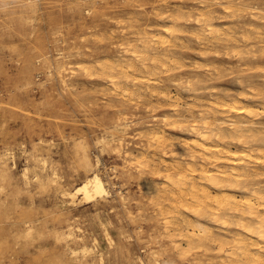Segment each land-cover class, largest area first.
I'll list each match as a JSON object with an SVG mask.
<instances>
[{
	"label": "rangeland",
	"instance_id": "rangeland-1",
	"mask_svg": "<svg viewBox=\"0 0 264 264\" xmlns=\"http://www.w3.org/2000/svg\"><path fill=\"white\" fill-rule=\"evenodd\" d=\"M205 7L210 9L213 19L205 24L197 23L198 14ZM177 11L181 13L178 20L170 16ZM167 24L178 32L161 36ZM206 25L213 26L212 37L206 33ZM183 30L186 34H181ZM192 31L195 34L191 35ZM196 34L201 39L207 37L201 40L203 43L198 42ZM227 34L234 36L238 43L213 40ZM246 35L249 39L245 37V40ZM161 37L174 43L161 44ZM152 38L155 40L151 43ZM177 38L184 41V47ZM261 43H264V0H0V264H99V257L102 264H222L225 250L229 252L230 247L225 245L224 250L221 247L219 250L215 240H228L236 232L244 233L235 226L237 216L221 219L223 226L209 210L201 213L203 216L195 213L199 217L184 207L174 211L168 200L162 197L157 201L146 192L149 183H163L162 176H158L162 165L154 173L155 170L149 169L151 165L145 163L146 159L163 153V147L150 140L152 134L148 135L159 129L165 140L170 138L166 140L167 155L164 154L169 161L185 154L181 137L184 141L193 137L188 133L191 118L185 123L182 117L176 118L177 114L168 106L172 102L186 116L190 111L197 116L211 101L220 102L227 97L240 100L257 112L264 110V96L257 97L252 91L264 87V44ZM134 45L139 53H144L143 59L149 64L147 57H153L154 52L164 57L162 54L167 51L169 69L154 66L152 71L143 68L135 71L127 64L129 61L140 64L130 51ZM237 47L239 50H234ZM170 53L175 56L174 62ZM112 61L127 65L132 78L125 79L116 73L119 84H114L99 70L93 68L94 71L90 69L93 72H86L98 62ZM147 78L156 79L157 86L151 84L153 88L149 83L152 80ZM252 83L261 85L253 87ZM117 86L120 87L117 89ZM155 88L160 97L165 89L163 96L170 94L173 99L159 100L161 104L155 102ZM165 117L172 121L169 123ZM228 117L219 126L226 131L232 118L241 115L229 113ZM252 121L257 124L252 125L258 129V136L264 137V114L254 115ZM253 132L257 133L256 130L250 133ZM170 150L176 152V158L171 157ZM84 155L91 166H85ZM259 167L264 170V165ZM23 169H26L25 177ZM94 171L103 179L107 196L90 202L80 200L79 196L74 203L61 196L63 188L75 189ZM261 176L259 179L264 180V175ZM185 219L186 225L193 222L188 227L202 228V231L185 226ZM205 226L209 227L207 232L203 229ZM70 227L72 236L64 238L62 233H67ZM179 228L182 230L176 236ZM222 229L223 232L219 231ZM196 233H201L204 239ZM194 236L198 239H193ZM180 240L178 246L176 241ZM82 244L92 251L83 254ZM192 245L191 250L188 247Z\"/></svg>",
	"mask_w": 264,
	"mask_h": 264
},
{
	"label": "bare ground",
	"instance_id": "bare-ground-1",
	"mask_svg": "<svg viewBox=\"0 0 264 264\" xmlns=\"http://www.w3.org/2000/svg\"><path fill=\"white\" fill-rule=\"evenodd\" d=\"M209 2V1H208ZM214 2V1H212ZM161 3H164L161 2ZM231 3V2H230ZM201 4V3H200ZM206 4V3H205ZM215 4V3H214ZM165 5V4H164ZM202 5V4H201ZM209 5V4H208ZM217 5V4H215ZM224 5V4H223ZM171 6H176V5H171ZM226 6V5H225ZM230 6V4H229ZM234 6V5H233ZM236 6V5H235ZM208 7V6H207ZM207 7L202 8L201 12H199L198 17L196 18V22L197 23H204L206 21H209V19L212 18V12L210 11V9H208ZM212 7V6H211ZM210 7V8H211ZM227 7V6H226ZM238 7V6H237ZM176 8L177 7H173ZM180 8V7H178ZM231 8V6H230ZM223 9V8H222ZM225 9V8H224ZM237 9V8H236ZM241 9V6H240ZM181 10V9H180ZM184 10V9H182ZM186 10V9H185ZM191 10V9H190ZM194 10V9H193ZM226 10V9H225ZM234 9H230V11ZM258 10V9H257ZM199 11V10H198ZM197 11V13H198ZM239 11V10H238ZM243 12V10H241ZM251 11V10H250ZM261 11V10H260ZM157 12V10H156ZM183 12V11H182ZM189 12V10H188ZM228 12V10L226 11ZM237 12V11H236ZM256 12V11H255ZM258 12V11H257ZM167 13V12H166ZM187 13V12H186ZM185 13V14H186ZM192 13V12H191ZM245 13V12H244ZM260 13V12H259ZM168 14V13H167ZM181 14V13H180ZM179 12H175L174 14L171 12L170 16L173 17L174 19L178 20V18L180 17ZM262 14V13H261ZM217 15V14H216ZM183 16V15H182ZM181 16V17H182ZM238 16V14H237ZM223 17V16H222ZM172 18V19H173ZM121 19V18H120ZM129 19V18H128ZM145 19V18H144ZM213 19V18H212ZM135 20V19H134ZM183 21V20H182ZM262 21V20H261ZM117 22V21H116ZM119 22V21H118ZM243 22V21H242ZM122 23V22H121ZM147 23V20H146ZM145 23V24H146ZM158 23V22H157ZM144 24V25H145ZM171 24V23H170ZM196 24V23H195ZM199 24V26H200ZM153 25V24H152ZM156 25V24H155ZM184 25V24H183ZM158 26V25H157ZM160 26V25H159ZM228 26V25H227ZM227 26H224L225 28H227ZM234 26V25H233ZM247 26V25H246ZM129 27V26H128ZM131 27V26H130ZM151 27V26H150ZM229 27V26H228ZM245 27V26H244ZM248 27V26H247ZM251 27V26H250ZM249 27V28H250ZM132 28V27H131ZM207 28V25H206ZM214 28H218V27H214ZM252 28V27H251ZM250 28V29H251ZM133 29V28H132ZM223 29V28H221ZM228 29V28H227ZM220 30V27H219ZM218 30V31H219ZM249 30V29H248ZM247 30V31H248ZM253 30V29H252ZM258 30V29H257ZM124 31V30H122ZM178 32V29H173L171 28V25L168 26H164L161 36L163 35H170L171 33L174 32ZM229 31V30H228ZM256 31V29H255ZM260 30H258L259 32ZM185 33V31L183 30L181 32ZM191 32V31H190ZM212 32H213V26H209L207 28V34L210 35V37H212ZM220 32V31H219ZM218 32V34H219ZM223 32V31H222ZM254 32V31H253ZM145 33V32H143ZM180 33V32H179ZM224 33V32H223ZM222 33V35H223ZM135 34V33H134ZM186 34V33H185ZM195 33H191V35H193ZM217 34V35H218ZM221 34V33H220ZM219 34V35H220ZM226 34V33H225ZM247 34V32H246ZM249 34V33H248ZM147 35V34H146ZM148 35H151V33ZM154 34H152L153 36ZM158 35V34H157ZM189 35V34H188ZM215 35V34H213ZM218 35V36H219ZM236 35V34H235ZM258 35V34H256ZM203 36V35H202ZM206 36V35H205ZM261 36V35H260ZM154 37V36H153ZM159 37V36H157ZM156 37V39H157ZM170 37V36H169ZM207 37V36H206ZM206 37L203 39L205 40ZM209 37V39H210ZM249 39V37L244 36V38ZM160 38V37H159ZM162 38V37H161ZM176 38V36L174 37V39ZM196 40L199 42L201 41V35L199 36V34H196ZM245 38V40H246ZM122 39V37H121ZM135 39V38H134ZM149 39V38H148ZM179 38H177L176 40H178ZM182 39V38H181ZM208 39V38H207ZM213 39V38H212ZM217 40L222 41V42H229V43H238L237 39L235 40L234 36H232L231 34H227L225 35V37H217L214 38L213 40ZM116 40V39H115ZM144 40V39H142ZM153 40H155V38L151 39V43L153 42ZM175 40V41H176ZM180 40V39H179ZM211 40V39H210ZM158 41V40H157ZM160 43H169L170 40L169 38H162L159 39ZM139 42V41H138ZM172 42V41H171ZM170 42V44H171ZM179 42H183L182 40H180ZM209 42V40L207 41V43ZM216 41H211V43L213 44ZM145 43V41H144ZM159 44V42H157ZM174 43V42H172ZM206 44V41L204 42ZM240 43V42H239ZM132 44V41H131ZM148 44V43H147ZM164 44V45H165ZM180 44V43H179ZM211 44V45H212ZM260 44V43H259ZM264 44V43H261ZM130 45V43H129ZM133 45V44H132ZM136 45V44H135ZM132 46L131 49L129 48L130 46H128V48L130 49V51H132L133 53V57L135 58L134 60L139 61L140 64L137 65L136 63H127V61H125L127 64L132 65L133 69H137V71H139V68H143L146 69L145 71H152L154 66H158V67H168L167 63L169 62L167 60L168 55H167V51L162 54L164 57H161V54L159 56V54L157 52H154L153 57L150 56L149 58L147 57V60H149L151 62V64H149V62H146L144 59L145 57H143L142 54L144 53H139V51L137 49H135L136 47ZM157 45V44H156ZM160 45V44H159ZM174 45V44H172ZM176 45V44H175ZM174 45V46H175ZM186 45V44H185ZM201 45V44H200ZM204 45V44H203ZM174 46H170V47H174ZM181 46V45H180ZM210 46V45H209ZM123 47V46H121ZM163 47V45H162ZM176 47H178V45H176ZM175 47V48H176ZM184 47V44H183ZM183 47H181L182 49H184ZM187 47V46H186ZM212 47V46H211ZM251 47V46H250ZM264 47V46H262ZM261 47V48H262ZM158 48V46H157ZM161 48V47H160ZM179 48V47H178ZM205 48V47H204ZM232 48V47H231ZM238 48V47H237ZM248 48V47H247ZM145 49V48H144ZM180 49V48H179ZM186 49V48H185ZM127 51V49H124V51ZM151 50V48H150ZM167 50V48H166ZM204 50V49H203ZM209 50V49H207ZM234 50H239L238 49H234ZM241 50V49H240ZM247 50V49H246ZM143 51V50H142ZM145 51V50H144ZM198 51V48H197ZM215 51V50H214ZM141 52V51H140ZM205 52V51H204ZM209 52V51H208ZM211 52V51H210ZM213 52V51H212ZM236 52V51H235ZM240 52V51H239ZM238 52V55H239ZM248 52V51H247ZM261 52V51H260ZM60 53V52H58ZM125 53V52H124ZM131 53V54H132ZM169 53V52H168ZM172 53V52H171ZM170 53V56H171ZM197 53V52H196ZM199 53V52H198ZM202 53V52H201ZM200 53V54H201ZM226 53V51L224 52ZM157 54V55H155ZM155 55V56H154ZM203 56L205 54H202ZM201 55V56H202ZM219 55V54H218ZM237 55V52L235 54V56ZM145 56V55H144ZM147 56V55H146ZM159 56V57H158ZM173 56V54H172ZM171 56V57H172ZM217 56V55H216ZM225 56V55H224ZM223 56V57H224ZM233 56V57H235ZM249 56V55H247ZM175 57V56H174ZM172 57V61L174 60ZM131 58V57H130ZM143 60H140V59ZM177 58V57H176ZM184 58V57H183ZM116 59V58H115ZM122 60V57L120 58ZM126 59V58H125ZM124 59V60H125ZM187 59V58H186ZM247 59V58H246ZM123 60V61H124ZM130 60V59H128ZM170 60V59H169ZM185 60V59H184ZM196 60V59H195ZM201 60V59H200ZM132 61V60H131ZM194 61V60H193ZM197 61L199 62V60L197 59ZM196 61V62H197ZM117 62V61H116ZM119 62V61H118ZM171 62V61H170ZM174 62V61H173ZM171 62V64L173 63ZM176 62V59H175ZM178 63L180 62L177 61ZM182 62V61H181ZM191 62V61H190ZM123 63V62H122ZM202 63V62H201ZM222 63V62H221ZM170 64V65H171ZM203 64V63H202ZM202 64L200 66H202ZM91 65V64H90ZM169 65V66H170ZM173 65V64H172ZM175 65V64H174ZM178 65V64H176ZM181 65V63H180ZM192 66V64H190ZM194 65H198L194 63ZM76 66V65H75ZM125 66L127 65H120V63H110V62H98L95 65L91 66V67H87L88 70H86V72L88 71H94L95 70H99V72L101 71L102 73H105L111 80L110 83H117V79L116 77V73L121 74V76L125 79L128 78H132V76L130 77L129 74V68L127 69ZM184 67V63H182V65ZM187 66V64L185 65V67ZM189 66V65H188ZM199 66V65H198ZM204 66V65H203ZM216 66V65H215ZM78 67V66H77ZM177 67V66H176ZM195 67V66H193ZM244 67V66H243ZM80 68V67H79ZM94 68V69H93ZM151 68V69H150ZM171 68V66H170ZM179 68V65H178ZM210 68V67H209ZM239 68V67H238ZM64 69V68H63ZM92 69V70H90ZM132 69V68H130ZM159 69V68H158ZM163 69V68H162ZM168 68H166L165 70H168ZM204 69V67H203ZM219 69V68H218ZM155 70V68H154ZM161 70V69H160ZM179 70V69H178ZM85 71V68L84 70ZM92 71V72H93ZM136 71V70H135ZM159 71V70H158ZM262 71V70H261ZM85 72V74H86ZM155 72V71H154ZM163 72V71H162ZM146 73V72H145ZM159 73V72H158ZM157 73V74H158ZM165 73V72H163ZM211 73V72H209ZM215 73V71L213 72ZM218 73V72H217ZM91 74V73H90ZM156 74V75H157ZM130 75H132V73H130ZM142 74H140L141 76ZM155 75V73L153 74ZM138 76V75H137ZM143 77V76H142ZM142 77H133V79H140ZM145 77V76H144ZM143 77V78H144ZM151 77V74H150ZM149 77V78H150ZM155 77V76H154ZM158 78V77H157ZM120 79V78H119ZM155 79V78H154ZM189 79V78H188ZM215 79V78H214ZM135 80V81H136ZM147 80H150L147 78ZM152 80V79H151ZM150 80V81H151ZM195 80V78L193 79ZM240 80V79H238ZM120 81V80H119ZM126 81V80H125ZM145 81V79H144ZM147 82V81H146ZM149 82V81H148ZM240 82V81H239ZM150 85L151 84H155V86H157V81L152 80V83L149 82ZM119 84V83H117ZM121 84V83H120ZM128 84V83H127ZM241 84V83H240ZM112 85V84H111ZM186 85H188V83H186ZM242 85V84H241ZM255 85H261V84H253L251 86H255ZM152 86V85H151ZM191 86V85H190ZM219 86V85H218ZM240 86V85H239ZM120 87V86H119ZM117 86V89L119 88ZM130 87V86H129ZM148 87V86H147ZM153 87V86H152ZM245 87V86H244ZM127 89V87H125ZM123 88V89H125ZM154 88V87H153ZM157 88V87H156ZM155 88V89H156ZM162 88H165V86H163ZM168 88V87H167ZM191 88V87H189ZM219 88V87H217ZM116 89V90H117ZM125 89V92H127ZM142 90V88H139ZM149 89V87H148ZM183 89V88H182ZM213 89V88H212ZM114 90V89H113ZM115 90V91H116ZM120 90V89H119ZM117 90V91H119ZM144 90V89H143ZM147 90V89H146ZM189 90V89H187ZM192 90V88H191ZM202 90V89H201ZM200 90V91H201ZM216 89H214L215 91ZM248 90V89H247ZM137 91V90H136ZM135 91V94H138ZM145 91V90H144ZM148 91V90H147ZM152 91V90H151ZM158 89H156V91L154 90L153 92H155V96L157 97V101L155 102H160L162 101V99H164V101L166 99H173L171 98L172 96L169 94L167 96H163L164 91H161L163 93L161 94V97L159 96V92H157ZM160 91V90H159ZM169 91V90H168ZM206 91V90H205ZM251 91V89H250ZM255 93L254 95H256L257 97L259 95L264 96V87H256L253 88V90ZM124 92V91H123ZM144 93V92H143ZM178 93V92H177ZM125 94V93H123ZM130 94V93H129ZM135 94L133 93L134 97L136 98ZM149 94H150V90H149ZM152 94V93H151ZM167 94V93H166ZM176 94V93H175ZM179 94V93H178ZM238 94V93H237ZM240 94V93H239ZM242 94V95H241ZM240 95L242 97H245V94L241 93ZM251 94V93H250ZM259 94V95H258ZM140 95V94H139ZM142 95V94H141ZM165 95V93H164ZM239 95V97H241ZM249 95V94H248ZM253 95V94H251ZM125 96V95H124ZM121 96V97H124ZM127 96V95H126ZM138 96V95H137ZM178 96V95H177ZM180 96V95H179ZM247 96V95H246ZM131 97H132V93H131ZM129 97V98H131ZM142 97V96H140ZM146 97V96H143ZM176 97V96H175ZM210 97V95H209ZM256 97V98H257ZM152 98V97H150ZM180 98V97H179ZM222 98V97H221ZM250 98V97H249ZM125 99V97H124ZM133 99V98H132ZM130 99V101L132 100ZM137 99V98H136ZM134 99V100H136ZM142 99V98H140ZM154 99V96H153ZM199 99V98H198ZM197 99V100H198ZM201 99V98H200ZM205 99V98H204ZM203 99V100H204ZM220 99V98H219ZM224 99V98H223ZM220 102H212L208 104L207 108L201 109L198 113L197 116L193 115L191 112L189 113L188 116H186V114H184L182 111H179L177 103L173 104V102L171 103L172 105H168L169 108L172 107V111L173 113L177 114L176 118L182 117V122L187 121L189 118H191L192 122L190 123L189 126V131L188 133H191L193 135L192 138L188 139V140H182L181 137V141L183 142V147H185L186 151L185 154H182V156L180 158L177 159H173V160H167L164 156L167 155L166 151H165V147L167 146V139L169 137H167V139L165 140L164 136L161 134V130L159 131H153L152 129V133H150L148 136L150 137V135L152 134L150 140L151 141H155V143H158L157 145H160L163 147V153L162 155L158 156L157 158L151 157L150 159H146L144 157L145 163L149 166V169L151 167L150 170H155L154 173L159 170V164L162 165L161 167H163V170L158 173V176L161 175L163 178V183H161V185H159L156 182H151L149 183V186L146 187V192H149V194L153 197V198H157V201L159 199H161L162 197L165 198L166 202H169L168 205L170 207L173 208V210L175 211H179L180 208L184 207L185 211H188L187 209H189L188 212H190L191 210V214L195 215L196 214H200V216H203V214L201 215V213H203L206 210L210 211V214L215 217V219H218V223L221 224L223 223V220L226 219H234L233 217L231 218L230 216H237V221H236V227H238L241 230H244V233L242 232H236L234 233L230 239L225 240L222 239H218V241L215 240V243L217 242L219 245V250L221 248H223V246L228 245L230 247V251L226 252L225 250V255L222 258V260L220 262H223L222 264H225V262H227V264H264V184H262V182H264V180H260L259 177L261 175H264V170H259V165H264V137L258 136V129L253 127L252 124V117H254V115H258V114H264V110H259L260 112H257V110H254L256 108H252L250 105V107H247L245 104H242L240 102V100H236L234 98H226ZM244 99V98H243ZM146 100H148V97H146ZM160 100V101H159ZM174 100H176V98H174ZM206 100V99H205ZM124 101V100H123ZM137 101V100H136ZM150 101V100H149ZM163 101V102H164ZM172 101V100H171ZM178 101V100H176ZM181 101H185L182 100ZM208 101V100H207ZM142 102V100H141ZM145 102V101H144ZM179 102V101H178ZM210 102V101H209ZM148 103V102H147ZM150 103V102H149ZM170 103V102H168ZM191 103V102H189ZM131 104V103H130ZM158 104V103H157ZM161 104V102H160ZM160 104H158L160 106ZM166 104V103H165ZM192 104H194L195 108H196V104L192 102ZM151 105V104H149ZM188 105V102H187ZM191 105V104H189ZM262 105V103L260 104ZM259 105V106H260ZM156 106V105H153ZM193 106V105H191ZM204 106V105H203ZM207 106V105H206ZM147 107V106H146ZM150 107V106H149ZM181 107V106H180ZM187 107V106H186ZM201 107V106H200ZM261 107V106H260ZM152 108V106H151ZM154 108V107H153ZM166 108V107H165ZM149 110V109H148ZM153 110V109H151ZM189 111V109H187ZM155 112V109L154 111ZM182 112V113H181ZM171 113V112H170ZM229 113H236L237 115H241L240 118H236L233 119L227 124V131L226 129H224L223 127H219L220 123L222 124L223 122H226L224 120L225 117H227V119L229 118ZM167 115V114H166ZM179 116V117H178ZM159 117V116H158ZM157 117V118H158ZM169 117V115H168ZM168 117H165L163 119H167ZM170 118V117H169ZM174 117L172 116V119ZM154 119V118H153ZM162 119V121H163ZM172 119H169V121H172ZM174 120L176 121V119L174 118ZM168 121V119H167ZM168 121V122H169ZM173 121V122H175ZM165 122V121H163ZM118 123V122H117ZM170 123V122H169ZM176 125L178 124V122H175ZM162 124V123H161ZM122 125V124H121ZM257 124H254V126ZM179 126H181L179 124ZM218 126L219 129H217L218 131H216L215 127ZM155 127V126H154ZM153 127V128H154ZM151 128V127H150ZM175 128V127H174ZM180 128V127H179ZM118 129V128H117ZM144 130V129H143ZM150 130V129H149ZM150 130V131H151ZM156 130V129H155ZM225 130V131H224ZM257 131V133L255 134L254 132L251 134V131ZM148 132V131H147ZM121 133V132H120ZM164 133V132H163ZM141 134L145 135L144 133L141 132ZM140 134V135H141ZM146 135V136H147ZM172 138H174L172 136ZM116 139V138H115ZM144 139V138H143ZM170 139V138H169ZM177 139V138H176ZM186 139V138H185ZM101 140V139H100ZM172 140V139H171ZM170 140H168V143ZM174 140H172L171 142H173ZM180 141V140H179ZM180 141V142H181ZM121 142V141H119ZM178 142V140H177ZM176 143V142H175ZM179 143V142H178ZM100 144V143H99ZM119 144V143H118ZM148 144V142H147ZM171 144V143H170ZM148 147V145H147ZM158 147V146H157ZM169 147V146H168ZM144 148V147H143ZM146 148V147H145ZM152 148V147H151ZM155 149V148H154ZM157 149V148H156ZM128 152H126L127 154ZM151 153V152H150ZM133 154V153H132ZM169 154L171 155V157L176 158L177 155L175 151L170 150ZM150 155V154H149ZM133 156V155H132ZM131 156V157H132ZM141 156V154H140ZM138 157V156H136ZM136 159V158H135ZM138 159V158H137ZM140 159V158H139ZM14 160V159H13ZM83 161L85 166H91L89 159L86 155L83 156ZM138 161V160H137ZM135 161V162H137ZM98 162V160H97ZM129 162V161H128ZM146 164L145 165L146 167ZM142 167V163L140 164ZM139 166V165H138ZM96 167V166H95ZM24 168V167H23ZM148 168V167H147ZM157 169V170H156ZM24 170V169H23ZM143 170V168H142ZM152 171V172H153ZM158 172V171H157ZM25 173H26V169L24 170V177H25ZM155 175V174H154ZM157 175V173H156ZM195 175H197V177H195ZM23 176V175H22ZM38 176V175H37ZM38 178V177H37ZM262 178V176H261ZM36 179V178H35ZM32 180V179H31ZM108 181V180H107ZM55 183V182H54ZM141 183V182H140ZM146 183V182H145ZM206 184V185H204ZM209 184V185H207ZM237 190L241 193H236L233 192L231 190ZM142 192V191H141ZM148 194V193H147ZM108 195V190L105 187L104 181L101 178V176L97 173V172H91V174L87 175L85 177V180L75 189L70 190L69 188H63L61 190V196L68 202L70 203H74L76 198L80 197V200H83L85 202H90V201H94L97 198H103L105 196ZM110 195V194H109ZM150 196V197H151ZM121 197V196H120ZM156 199H154L153 203L155 202ZM160 202V201H159ZM167 206V210H169V206ZM155 206V203H154ZM157 210H160L159 207L157 206ZM187 208V209H186ZM163 210V209H162ZM160 210V211H162ZM166 210V211H167ZM183 210V211H184ZM165 210H163L162 212L164 213ZM172 211V210H171ZM170 212V211H169ZM182 212V211H181ZM160 213V212H159ZM168 213V212H167ZM174 213V212H173ZM186 213V212H185ZM165 214V213H164ZM177 214L176 217L178 216V213H175V215ZM181 215H183V213H180ZM168 215V214H166ZM48 216V215H47ZM61 216V215H60ZM172 216H174V214H172L170 216V218H172ZM186 218L188 217L187 215ZM183 216V217H184ZM196 217H199V215H195ZM205 216V215H204ZM230 217V218H229ZM189 218V217H188ZM201 218V217H200ZM184 219V218H183ZM191 219V218H190ZM188 219V220H190ZM223 219V220H221ZM236 219V218H235ZM174 220V219H172ZM178 220H180L178 218ZM225 220V221H226ZM229 222H232L230 221ZM171 221V220H170ZM169 221V222H170ZM176 221V219L174 220ZM173 221V222H174ZM184 224L185 226H189L192 225V223L194 221H196V219L194 218L193 222L190 224L188 221V225H186L187 220H184ZM217 221V220H216ZM214 221V222H216ZM222 221V222H220ZM164 222L167 224L169 223L168 221ZM172 222V223H173ZM177 222V221H176ZM183 224V221H181ZM227 222V221H226ZM235 222V221H233ZM232 222V223H233ZM171 223V222H170ZM179 223V222H178ZM232 223H224L226 224V226H231ZM181 224V223H180ZM217 224V223H216ZM173 225H176L175 223ZM196 225L199 227V224L196 223ZM218 225V224H217ZM223 225V224H221ZM233 225V224H232ZM181 226V225H180ZM194 226V224H193ZM224 226V225H223ZM222 226V227H223ZM177 227V226H176ZM175 227V228H176ZM235 227V228H236ZM173 227H171L170 229H172ZM188 228H191L188 227ZM193 229L195 227H192ZM191 228V229H192ZM201 228V226L199 227ZM208 229L209 227L205 228L203 227V229ZM216 228V227H215ZM220 228V227H219ZM218 228V229H219ZM187 229V228H186ZM196 229V228H195ZM202 229V228H201ZM201 229H196L197 231L201 230ZM205 230V232H207L208 230ZM45 230V229H44ZM182 229L179 228V230H176V233H179V231H181ZM169 231V229L167 230V232ZM178 231V232H177ZM188 231H190L188 229ZM192 231V230H191ZM202 231V230H201ZM204 231V230H203ZM223 232L222 230H219ZM225 231V230H224ZM186 231H184L185 233ZM204 232V233H205ZM212 233V231H210ZM235 232V231H234ZM44 233V232H43ZM184 233L182 232V234L184 235ZM189 233V232H188ZM203 233V232H202ZM203 233V234H204ZM226 233H228L226 231ZM73 234V231L71 229V227L69 228L68 232L66 233H62L64 238H69L71 237ZM197 234V233H196ZM193 234V235H196ZM201 234V233H200ZM200 234H197L200 236ZM207 234V233H206ZM209 234V232H208ZM217 235V233H214ZM190 235V233H189ZM188 235L189 239L190 236ZM174 236V235H173ZM177 236V235H176ZM207 236V235H206ZM162 237V236H161ZM169 237V236H168ZM181 237V236H179ZM177 237V238H179ZM188 237H183V238H188ZM192 237V234H191ZM203 237V236H202ZM200 236V239L202 238ZM205 237V236H204ZM204 237L202 239H204ZM220 237V236H219ZM255 237V238H253ZM196 238V236L193 237V239ZM207 238V237H206ZM181 239V238H180ZM188 239V240H189ZM192 239V241H193ZM198 239V237L196 238ZM199 239V240H200ZM201 239V240H202ZM185 241V239H183ZM191 240V239H190ZM189 240V241H190ZM189 241H186L184 243H187ZM213 241V239L211 240V242ZM183 242V241H182ZM191 242V241H190ZM195 241H193L192 244H194ZM200 242V241H199ZM176 244H179L178 246L181 245V240L178 243L176 241ZM188 244V243H187ZM190 244V243H189ZM188 244V245H189ZM187 245V246H188ZM200 246V245H199ZM215 246V244H214ZM176 247V246H175ZM193 247V245L190 247H188L189 249H191ZM198 247V246H197ZM221 247V248H220ZM174 248V247H173ZM196 248V247H194ZM201 248V247H200ZM225 248V247H224ZM223 248V250H224ZM193 249V248H192ZM191 249V250H192ZM199 249V248H198ZM56 251V250H55ZM83 254L88 253L90 251H92L91 248L87 247L86 245H81V250H80ZM181 251V250H180ZM217 251V250H216ZM72 253H76V250H71ZM219 259V258H218ZM221 259V257H220ZM214 260V259H213ZM198 261V260H197ZM196 261V262H197ZM210 261V259H209ZM141 262V260H140ZM206 263V262H205ZM99 264H102V258L99 257ZM209 264V263H208Z\"/></svg>",
	"mask_w": 264,
	"mask_h": 264
}]
</instances>
